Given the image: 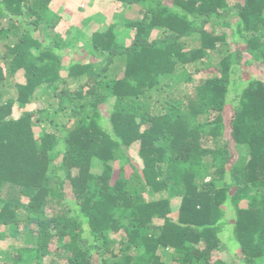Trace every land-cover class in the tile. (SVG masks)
Masks as SVG:
<instances>
[{"label":"trees","instance_id":"16d2710c","mask_svg":"<svg viewBox=\"0 0 264 264\" xmlns=\"http://www.w3.org/2000/svg\"><path fill=\"white\" fill-rule=\"evenodd\" d=\"M52 1L0 0V264H264V0H118L68 64Z\"/></svg>","mask_w":264,"mask_h":264},{"label":"rangeland","instance_id":"374dc122","mask_svg":"<svg viewBox=\"0 0 264 264\" xmlns=\"http://www.w3.org/2000/svg\"><path fill=\"white\" fill-rule=\"evenodd\" d=\"M51 7L61 17V20L57 26V29L66 35L67 32L73 30V33L81 35L80 38L74 37V47L70 53L65 54V62L68 64L72 60L82 59L88 55L87 48H84L86 43L90 41L92 34L95 31L106 30L111 24H117L119 31H123L129 20H134L142 17L141 7L139 5L126 4L118 0H53ZM157 34V30L154 31L153 35ZM123 36L122 33H120ZM121 42L126 44L130 43L129 37L120 39ZM241 47H244L241 42ZM244 61L250 58L248 53H244ZM242 76L245 81L252 77L261 78L264 80V65L261 63H245L242 68ZM206 73H201L196 78H203ZM17 78L20 81L24 80L23 74H18ZM35 104H31L27 109H33ZM109 105L102 108V113L107 115ZM22 110L16 106L14 115L17 117ZM36 131H40L38 127ZM237 155V153H236ZM134 159L138 163L140 158L134 154ZM103 169L102 161L95 159L93 164V171L100 172ZM181 196H175L172 198V216L177 217L179 213V207L181 204ZM0 226V230H1ZM22 244V239H14L8 237L6 239H0V247L3 249L11 248L12 245ZM217 256L231 261L234 253L231 247L226 241L221 245L217 252ZM66 264V259L62 255H56L50 258L47 264Z\"/></svg>","mask_w":264,"mask_h":264}]
</instances>
